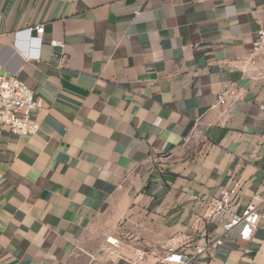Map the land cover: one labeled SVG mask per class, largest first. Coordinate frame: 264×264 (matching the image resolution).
Here are the masks:
<instances>
[{"label":"crops","instance_id":"obj_1","mask_svg":"<svg viewBox=\"0 0 264 264\" xmlns=\"http://www.w3.org/2000/svg\"><path fill=\"white\" fill-rule=\"evenodd\" d=\"M264 0H0V77L45 110L36 135L0 130V264H66L99 220L120 264H165L214 235L210 201L264 199V81L230 68L252 52ZM44 24L39 46L24 33ZM52 39L65 42L58 66ZM30 57H27L25 53ZM37 56V57H35ZM224 83L238 97L217 105ZM264 210V203L260 204ZM193 264H264V223Z\"/></svg>","mask_w":264,"mask_h":264},{"label":"built area","instance_id":"obj_2","mask_svg":"<svg viewBox=\"0 0 264 264\" xmlns=\"http://www.w3.org/2000/svg\"><path fill=\"white\" fill-rule=\"evenodd\" d=\"M24 33L28 38L36 40L40 46L45 35V26L44 24L30 26L24 30ZM49 45L56 50L58 66H64L67 62L64 40L52 39ZM25 55L30 57L27 53ZM230 68L240 72L252 83L264 81V25L256 32L251 54L246 58L237 59ZM237 97L235 84L224 83L217 97V105L227 107ZM43 110H45L43 101L36 96L28 84L18 78L0 77V130H8L11 135L17 137L36 135L39 124L35 115ZM239 194L240 184L233 182L232 186L224 189L220 196L210 201L204 219L216 226L212 238L204 244L195 246L188 253L179 247H168L163 262L193 264L197 258L215 252L223 245L224 239L235 230H238L240 240H251L260 223H264V210L260 208L264 199L256 196L255 200L260 204H251L243 213L237 214L234 207Z\"/></svg>","mask_w":264,"mask_h":264},{"label":"rangeland","instance_id":"obj_3","mask_svg":"<svg viewBox=\"0 0 264 264\" xmlns=\"http://www.w3.org/2000/svg\"><path fill=\"white\" fill-rule=\"evenodd\" d=\"M110 221L105 217L93 225L76 254L66 264H120L121 255L111 238L118 235L124 243H130V240L119 232V226Z\"/></svg>","mask_w":264,"mask_h":264}]
</instances>
